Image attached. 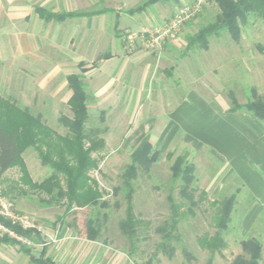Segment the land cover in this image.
I'll list each match as a JSON object with an SVG mask.
<instances>
[{
	"label": "rangeland",
	"instance_id": "374dc122",
	"mask_svg": "<svg viewBox=\"0 0 264 264\" xmlns=\"http://www.w3.org/2000/svg\"><path fill=\"white\" fill-rule=\"evenodd\" d=\"M127 1L129 5L135 6L143 0ZM194 1L196 0H170L157 4L156 7L153 6L154 13L147 15L149 21H140L137 30L141 31L133 30L129 33H142L146 28L167 22L178 8ZM219 12L214 2L203 0L202 10L183 26L177 39L179 46L166 51V58L170 60L169 66L172 67L164 73L157 71L156 76H159V81L162 82L161 89L157 90L152 84L147 85L148 92L152 93L144 105L137 109L135 117L134 110L126 112L127 115L124 109L89 110L86 125L88 131H93L94 137L105 141V146L99 152L93 153L98 167L91 170L89 175L97 182L103 199L108 200L107 207L74 206L70 212H66V206L62 203L48 206L45 204L48 199L46 194L33 191L21 183L19 167L11 168L3 175L0 185V212L8 218L26 217L40 229L42 241L19 238L31 248L32 254L39 256L42 248L46 246L48 256H51L56 264H146L150 259L153 264H207L210 259L211 264H231L235 257L242 253L240 241L244 237L259 239L264 254V222H258L245 236L242 222L239 220L243 208L252 205L248 199L247 206L234 205L230 227L223 232L226 246L213 255L200 247L199 237L213 236L217 231L212 221L215 209L210 202L215 198L222 200L229 197L234 193L231 187H235L238 181L228 176L229 169L224 168L219 159L198 153L187 144L183 132H179L171 142L160 140L152 143L154 149L159 151L157 163L149 172L139 170L133 180L134 211L137 218L145 222V225L138 229L139 241L135 246H131L120 227L125 219V191L114 195V188L123 187L124 174L131 163V152L136 147H122L125 137L130 136L135 129V126L128 124L129 114L133 117V125L151 121L152 118L172 110L183 96L192 91L208 101L213 100L215 94L219 95L218 101L227 100L229 104L230 92L235 94L239 103L258 98L264 101V22L261 19L250 18L246 25H242V37L238 42L233 40L229 33L224 32L220 36L210 37L206 49L194 47L186 50L187 35L194 34L202 26L215 21ZM125 41L130 49L140 42V47L148 51L142 44L144 38L141 35L132 44L126 39ZM187 75L191 76L190 79ZM161 104L164 109L158 108ZM32 111L34 114L37 111L44 112L35 108ZM61 113L64 118L73 119L69 109H63ZM53 127L62 135L68 133L65 124ZM185 154L188 162L195 165V190L190 193L194 199H198L203 197L200 196L202 191L206 192L203 201L191 210L188 209L189 198L183 197L180 192L182 181H172L171 166L176 157ZM23 160L33 181L40 182L53 173L49 166L43 165L39 152L35 149L27 150L23 154ZM214 175L218 176V181L226 177L229 179L225 189L219 194L214 186L209 188L207 184ZM170 194L177 203L184 204V215L179 226L181 242L176 244V252L172 258L157 248L162 238L158 228L171 217L168 199ZM93 216L97 217L102 225L100 235L95 241L88 238L86 225L88 218ZM1 233L3 232L0 231ZM0 264L34 263H31L29 255L24 254L19 246L0 244Z\"/></svg>",
	"mask_w": 264,
	"mask_h": 264
},
{
	"label": "crops",
	"instance_id": "0c3cea01",
	"mask_svg": "<svg viewBox=\"0 0 264 264\" xmlns=\"http://www.w3.org/2000/svg\"><path fill=\"white\" fill-rule=\"evenodd\" d=\"M127 2L0 0V95L32 113L34 108L44 110L33 114L60 134L53 126L63 124L61 111L67 108L74 116L68 103L73 94L69 77L80 75L88 112L124 109L127 115L134 110L135 117L152 93L147 85L161 89L157 71L164 73L172 67L165 54L179 44L166 40L160 55L142 49L140 42L130 49L125 35L136 31L141 20L149 21L147 15L154 13L157 4L142 13H130L142 2L135 6ZM61 15L67 16L55 18ZM214 96L208 101L192 91L166 114L136 125L129 114L128 124L135 129L122 147L136 146L132 154L147 136L152 143L171 142L183 132L187 144L219 159L229 169L228 176L238 181L231 187L235 205L247 206L251 200L252 205L244 207L239 218L246 236L258 222H264V120L246 111H230L227 100L218 101L219 95ZM228 180L218 181L214 175L207 184L219 194Z\"/></svg>",
	"mask_w": 264,
	"mask_h": 264
},
{
	"label": "trees",
	"instance_id": "16d2710c",
	"mask_svg": "<svg viewBox=\"0 0 264 264\" xmlns=\"http://www.w3.org/2000/svg\"><path fill=\"white\" fill-rule=\"evenodd\" d=\"M170 0H144L130 13H142L158 3ZM220 12L216 20L202 26L196 33L187 35L186 50L194 47L206 49L209 38L229 33L230 37L239 41L242 37V25H246L250 18H258L264 22V0H211ZM70 15V14H68ZM75 15L87 16L90 13H77ZM67 15L55 16L62 19ZM69 86L73 94L69 105L73 111V119L63 117V124L68 128V133L60 135L48 125L43 123L41 116L34 115L29 109L21 108L10 99L0 95V185L3 175L11 168L19 167L21 172L20 182L27 185L29 189L46 194L48 199L45 204L52 206L60 204L66 206V212H70L74 206L79 208H94L108 206V200L103 199L98 189L97 182L92 179L89 172L98 167L93 153L99 152L104 146L103 139L94 137L93 131H88L86 125L89 119L87 106V93L84 82L80 75L69 77ZM230 111H246L260 120H264V101L260 98L239 103L235 94L230 92ZM34 148L39 152L43 165L49 166L53 173L38 182L30 177L27 165L23 160V154ZM158 152L150 137H145L131 154V163L127 166L123 178V187L114 188V195L125 191L126 211L125 219L121 222V230L128 238L131 246L139 241L138 229L145 222L138 219L133 205V180L138 171L149 172L158 160ZM172 181L176 183L181 180L180 192L183 197L189 198V207L192 209L203 201L206 192L202 191L198 199H194L192 190H195V165L189 163L187 155L176 157L172 166ZM170 201L171 217L163 226L158 228L162 238L157 248L158 251L172 258L176 252V244L181 242L179 226L182 221L183 203H177L172 194L168 197ZM210 205L215 209L214 222L217 231L213 236L204 235L198 238L202 249L211 254L221 251L226 246L223 232L229 229L231 214L235 205V196H229L222 200L214 199ZM0 222L14 231L22 238H33L42 241L41 232L36 228L24 229L18 224L0 215ZM87 233L90 240H97L101 231V223L97 217L87 220ZM0 244L19 246V249L29 255L31 263L34 264H56L51 256H48L47 247L44 246L39 254L35 256L32 250L20 240L9 235L0 236ZM242 253L237 255L231 264H264L263 245L261 241L253 237H244L240 241ZM157 253V250H156ZM155 253V254H156ZM146 264H153L148 260ZM211 264V259L207 262Z\"/></svg>",
	"mask_w": 264,
	"mask_h": 264
},
{
	"label": "built area",
	"instance_id": "2783aa9c",
	"mask_svg": "<svg viewBox=\"0 0 264 264\" xmlns=\"http://www.w3.org/2000/svg\"><path fill=\"white\" fill-rule=\"evenodd\" d=\"M202 6L203 0H196L192 4L184 5L177 9L174 16H172L169 21L164 22L162 24L158 23L156 25L151 26L150 28H146L142 31V33H128L125 39L130 44H132L136 40H138L139 36L141 35L144 38V45L146 49L153 54L160 55L163 50V43L166 40H177L183 26L188 21L192 20L196 15H198V13L202 10ZM0 215L10 220L13 224L20 225L24 229L36 228V226L31 223L26 217L11 216L12 218H8V216H5V214H3L2 212H0ZM36 229L40 231L39 228ZM0 231L3 232L0 234V236L9 235L18 240L19 238H22L15 234L14 231L10 230L1 222Z\"/></svg>",
	"mask_w": 264,
	"mask_h": 264
}]
</instances>
